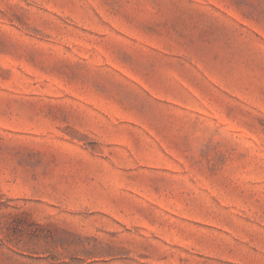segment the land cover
<instances>
[{"label": "rangeland", "instance_id": "374dc122", "mask_svg": "<svg viewBox=\"0 0 264 264\" xmlns=\"http://www.w3.org/2000/svg\"><path fill=\"white\" fill-rule=\"evenodd\" d=\"M0 264H264V0H0Z\"/></svg>", "mask_w": 264, "mask_h": 264}]
</instances>
